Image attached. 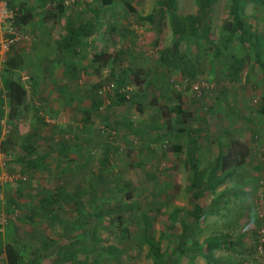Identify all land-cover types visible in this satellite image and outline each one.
Listing matches in <instances>:
<instances>
[{
	"label": "rangeland",
	"instance_id": "obj_1",
	"mask_svg": "<svg viewBox=\"0 0 264 264\" xmlns=\"http://www.w3.org/2000/svg\"><path fill=\"white\" fill-rule=\"evenodd\" d=\"M5 1L19 9L21 0ZM54 1L0 60V264L7 244L24 264H264V69L238 32L226 47L219 38L232 28L230 0H214L208 40L199 31L176 38L158 0ZM200 2L176 0L179 15L197 14ZM148 14L154 23L141 19ZM240 16L264 38V0H243ZM86 21L92 33L77 56L44 45L42 34L59 38L70 22ZM99 53L116 63L93 66ZM261 55L264 64V47ZM66 59L81 66L77 80L66 76ZM3 78L27 93L11 120ZM115 91L129 92L128 102L116 105ZM174 104L190 114L182 125L161 112ZM191 138L206 172L221 146L238 141L249 151L202 194L200 206L212 207L195 229ZM212 236L222 242L208 247Z\"/></svg>",
	"mask_w": 264,
	"mask_h": 264
},
{
	"label": "trees",
	"instance_id": "obj_2",
	"mask_svg": "<svg viewBox=\"0 0 264 264\" xmlns=\"http://www.w3.org/2000/svg\"><path fill=\"white\" fill-rule=\"evenodd\" d=\"M242 1L243 0H230V16L232 18L231 22V30L226 35H220L219 38L223 42L224 47H226V43L232 41L234 38V32H238L239 35L237 36V39L240 43H247L249 46H251L254 50V57L256 62L259 64L260 67L264 69V64L261 60V50L264 47V38L260 37L257 33L252 32L250 30L249 25L241 18L240 16V10L242 7ZM214 0H202L200 2L199 6V12L194 15H188V16H180L177 10V3L176 0H158V9L157 13L162 16L164 14L168 15V22L172 29L173 35L178 38L182 33L185 31H188L189 34L193 35L197 33L198 31L201 34V37L204 40H208V33H209V21L211 18V10ZM113 0H99V4L101 7H107L112 5ZM124 6L127 8L128 11H133V8L126 2H124ZM13 8V7H12ZM24 8L19 7V9L16 10V24L18 26H24L26 25L30 20L31 16L30 14H27ZM18 11V12H17ZM23 13V14H22ZM19 14H22L24 16H19ZM95 16H98V12H94ZM26 15V16H25ZM18 17V19H17ZM154 14H148L143 16L142 20H147L150 23H154ZM19 20V22H18ZM91 29V22L86 21L82 24H79L76 26L75 23H69L68 26L65 29V35L60 38V40L57 42V51L58 54H64L67 56H77V52L79 51V47L83 45V39L87 36H89L92 31ZM176 50V49H175ZM175 53V52H174ZM66 65L65 67V74L70 75L71 78L77 80L79 76V70L80 65L74 63L71 60L66 59ZM91 63L93 66L97 67H109L112 64L116 63V60L111 57L108 54L105 53H99L92 56ZM9 67L15 68L20 66V64L15 65L8 63ZM112 71V70H111ZM122 77L120 80V87H125V79L126 75L124 71L121 72ZM2 82V88L5 92V98L7 99V108H8V117L11 120L13 117H15L21 108L24 107L26 103V97L27 93L25 88L22 86V84L15 79L11 78H3L1 80ZM129 92L123 91V92H117L115 91L113 94L115 95V104L116 105H122L128 102L129 97H127L126 94ZM3 105L2 100L0 99V107ZM168 111L166 114L169 115L170 113H173L175 115V123L182 125L184 124L188 119L190 114L185 112L181 105L174 104L171 108H165L161 110ZM261 113L264 114V105L261 109ZM3 114V110L0 109V116ZM86 118L89 117V113L85 112ZM179 133H183V130H177ZM173 152H177L180 150V146H173ZM23 149L26 151L27 156H32L35 153V148L32 145H25ZM196 141L194 138H191L189 140V147L187 149L188 154V161L191 165L192 171H193V180L191 184L189 185V190L192 192V197L196 201L192 216L193 220L190 224L191 228L195 229V226L199 223L200 218L203 216V214H206L208 211V208L212 207V204L207 207L200 206L199 199L201 198L202 194L212 188H215L216 185L220 184L224 181L226 175L228 173L234 171L236 168L241 166L246 159L249 156L248 148L241 142L234 141L230 144L227 150H224V146L220 147L219 154H217L213 164L210 166V169L206 171L199 169L196 159ZM40 156H37L33 158L32 160H29L30 164H35L38 162H41ZM220 173V176H218ZM41 202V205L44 206L45 204H48V201L46 198H41L39 200ZM52 201L55 202L54 199ZM16 203V201H14ZM131 208L130 206L127 207V209ZM189 226V227H190ZM188 226L184 227L183 233L187 232ZM184 235V234H183ZM222 239L220 237L212 236L210 238H207L204 240V243L206 246H215L219 245L218 243H221ZM176 249L181 251V246L177 245ZM112 252L115 251V248H110ZM4 254L6 258V264H24L22 262L21 256L16 249L15 246L11 244H7L4 249Z\"/></svg>",
	"mask_w": 264,
	"mask_h": 264
},
{
	"label": "built area",
	"instance_id": "obj_3",
	"mask_svg": "<svg viewBox=\"0 0 264 264\" xmlns=\"http://www.w3.org/2000/svg\"><path fill=\"white\" fill-rule=\"evenodd\" d=\"M26 40L24 29L16 24V9L5 0H0V60L12 46ZM194 90L199 87L195 85Z\"/></svg>",
	"mask_w": 264,
	"mask_h": 264
},
{
	"label": "crops",
	"instance_id": "obj_4",
	"mask_svg": "<svg viewBox=\"0 0 264 264\" xmlns=\"http://www.w3.org/2000/svg\"><path fill=\"white\" fill-rule=\"evenodd\" d=\"M52 3L54 4L55 1L54 0H21V3L18 4V7H23L24 9L22 10V12L25 10L27 14H30L31 17H33L35 15V13H41L43 9H45L46 7H49L52 5ZM36 23L33 24L36 28L42 27L43 26V22L42 20H40V16L36 17ZM74 20L76 21V10H75V14H74ZM39 23V24H38ZM31 25L32 24L30 22H28L26 25ZM38 25V26H37ZM37 33H39V31H36ZM46 32V31H45ZM65 35V32L62 33V35L59 36V38H55L53 36V34H42L41 36L43 37V42L45 46L50 45V47L52 46V48L55 49V51H57V42L60 40V38H62Z\"/></svg>",
	"mask_w": 264,
	"mask_h": 264
}]
</instances>
